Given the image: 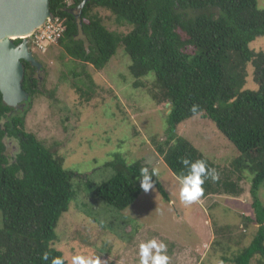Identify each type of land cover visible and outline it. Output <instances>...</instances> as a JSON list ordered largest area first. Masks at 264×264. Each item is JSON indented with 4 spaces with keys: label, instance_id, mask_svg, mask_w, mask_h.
Returning a JSON list of instances; mask_svg holds the SVG:
<instances>
[{
    "label": "trees",
    "instance_id": "obj_1",
    "mask_svg": "<svg viewBox=\"0 0 264 264\" xmlns=\"http://www.w3.org/2000/svg\"><path fill=\"white\" fill-rule=\"evenodd\" d=\"M82 1L50 0L52 15L60 16L65 25L58 45L69 56L98 70L104 69L120 44L124 46L131 59L133 86L147 87L144 79L152 77V98L170 104L166 138L156 144L164 162L180 180L189 171L183 159L202 160L206 169L218 174L217 180L210 175L205 179L201 198L241 195L244 189L239 182L244 174L251 175L254 216L244 218L246 226H257V231L247 246L223 261L250 264L258 256L264 264V203L259 198L264 183V51L250 47L264 35V9L258 7V0H89L78 19L71 10ZM97 8L109 10L119 24L131 26L130 31L110 30ZM188 10L197 14L188 16ZM82 33L89 40L88 47ZM249 63L255 67L257 89L244 88ZM23 64V87L30 95L25 105L31 106L43 91L36 67L25 60ZM84 77L86 83H74L73 87L89 100L97 85L87 71ZM27 107L6 105L0 91V210L4 223L0 228V264H51L57 257L68 264L63 251L53 243L61 217L77 196L73 184L76 172L65 168L64 155L26 130ZM196 115L214 122L237 149L230 173L177 134L179 125ZM6 137L18 142L13 156L6 153ZM105 166L114 169V174L96 185L93 193L107 205L124 210L144 192L141 170L148 167L142 160H118ZM148 172L152 174L153 169ZM232 172L238 173L236 180ZM152 184L170 201L156 172Z\"/></svg>",
    "mask_w": 264,
    "mask_h": 264
},
{
    "label": "rangeland",
    "instance_id": "obj_2",
    "mask_svg": "<svg viewBox=\"0 0 264 264\" xmlns=\"http://www.w3.org/2000/svg\"><path fill=\"white\" fill-rule=\"evenodd\" d=\"M258 7L264 9V0H258ZM71 11L78 14L79 8ZM96 11L110 30L122 34L130 31L131 26L119 24L109 10ZM186 14L197 12L188 10ZM81 37L88 47V38L83 33ZM250 47L255 52L264 51V35ZM34 55L43 64L36 73L43 93L31 106L23 107L28 106L26 130L64 155L65 168L76 172L73 184L77 196L61 217L53 243L63 251L67 263L71 264L74 256H84L99 258L100 264H139L140 243L155 239L166 245L168 264H232L223 257L247 246L257 231V226H246L244 218L254 216L251 175L244 174L240 180L244 189L241 195H211L184 203L180 199L181 180L156 148L166 138L170 104H159L152 98V77L144 79L147 87L133 86L131 59L122 44L102 70L69 56L58 44L51 45L45 54ZM85 71L97 85L89 100L73 87L74 83H86ZM254 71L249 63L245 89L258 88ZM177 134L230 173L231 162L239 153L214 122L196 115L181 123ZM4 141L7 155L13 156L17 140L6 137ZM118 160H142L148 169L155 170L170 201H165L154 185L124 210L99 200L93 189L113 176L114 169L106 163ZM232 173L236 180L238 173ZM259 198L264 203V183ZM3 224L0 210V228ZM250 264H261L259 257Z\"/></svg>",
    "mask_w": 264,
    "mask_h": 264
},
{
    "label": "water",
    "instance_id": "obj_3",
    "mask_svg": "<svg viewBox=\"0 0 264 264\" xmlns=\"http://www.w3.org/2000/svg\"><path fill=\"white\" fill-rule=\"evenodd\" d=\"M88 1L78 6L76 18ZM51 18L50 0H0V91L3 102L14 109L24 107L30 97L23 87V60L38 71L43 66L31 50L30 36Z\"/></svg>",
    "mask_w": 264,
    "mask_h": 264
},
{
    "label": "clouds",
    "instance_id": "obj_4",
    "mask_svg": "<svg viewBox=\"0 0 264 264\" xmlns=\"http://www.w3.org/2000/svg\"><path fill=\"white\" fill-rule=\"evenodd\" d=\"M192 110L195 112V106ZM182 163L189 168V171L187 175L181 177L180 199L186 204H191L203 195L202 185L205 179L210 175L213 180H217L219 176L214 169H206L205 162L202 160L190 162L188 159H183ZM141 173L140 187L147 192L153 186L152 175L155 174V170L149 174L148 169L144 168ZM165 251L166 245L163 242H157L155 239L142 242L139 245V264H168L169 257L164 254ZM43 259L45 261L49 259L47 253L43 255ZM51 264H64V261L57 257L52 259ZM71 264H100V260L93 257L74 256Z\"/></svg>",
    "mask_w": 264,
    "mask_h": 264
},
{
    "label": "built area",
    "instance_id": "obj_5",
    "mask_svg": "<svg viewBox=\"0 0 264 264\" xmlns=\"http://www.w3.org/2000/svg\"><path fill=\"white\" fill-rule=\"evenodd\" d=\"M65 33V25L60 16L47 20L30 36V47L33 53H47L49 47L58 44Z\"/></svg>",
    "mask_w": 264,
    "mask_h": 264
},
{
    "label": "flooded vegetation",
    "instance_id": "obj_6",
    "mask_svg": "<svg viewBox=\"0 0 264 264\" xmlns=\"http://www.w3.org/2000/svg\"><path fill=\"white\" fill-rule=\"evenodd\" d=\"M33 67H35V66H33ZM38 72V70L36 69V73Z\"/></svg>",
    "mask_w": 264,
    "mask_h": 264
}]
</instances>
